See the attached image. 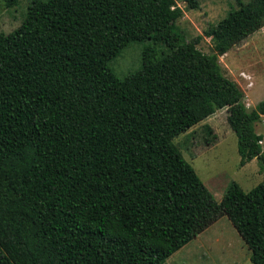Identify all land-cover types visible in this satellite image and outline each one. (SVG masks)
I'll list each match as a JSON object with an SVG mask.
<instances>
[{
  "label": "trees",
  "instance_id": "1",
  "mask_svg": "<svg viewBox=\"0 0 264 264\" xmlns=\"http://www.w3.org/2000/svg\"><path fill=\"white\" fill-rule=\"evenodd\" d=\"M176 1L197 7L31 0L0 32V264H162L221 216L264 264V98L246 109L217 59L264 26V0H234L203 31L209 53L174 29ZM143 41L117 77L109 62ZM223 107L238 166L263 176L215 200L173 137Z\"/></svg>",
  "mask_w": 264,
  "mask_h": 264
},
{
  "label": "rangeland",
  "instance_id": "2",
  "mask_svg": "<svg viewBox=\"0 0 264 264\" xmlns=\"http://www.w3.org/2000/svg\"><path fill=\"white\" fill-rule=\"evenodd\" d=\"M30 1L18 0L12 7L0 3V32H9L18 25ZM176 5L182 13L174 21V29L182 34L185 41L196 39L194 46L202 53L211 51V41L203 31L236 6L234 0H197L195 8H188L181 1H176ZM145 43L130 42L109 62V68L117 77L138 68L140 52ZM217 59L222 74L234 81L242 91V102L246 109L264 98V26ZM226 114V109L220 108L173 137V143L182 157L215 200L220 199L232 181L246 191L263 176L258 173L254 158L238 166L235 135L226 123ZM205 126L209 133H206ZM253 128L261 134L260 148L264 152V116L253 123ZM206 139L211 142H205ZM217 224H220L219 228L217 225L198 239H191L162 264H252L248 259V249L229 220L221 217Z\"/></svg>",
  "mask_w": 264,
  "mask_h": 264
},
{
  "label": "crops",
  "instance_id": "3",
  "mask_svg": "<svg viewBox=\"0 0 264 264\" xmlns=\"http://www.w3.org/2000/svg\"><path fill=\"white\" fill-rule=\"evenodd\" d=\"M263 117V116H261ZM244 165V164H243ZM221 217H224V216H221ZM221 217H219L216 221H214L213 223H211L208 227H206L203 231H201L200 233H198L195 237H193L192 239L196 240L200 237V235H204V233H207L209 231H211V229L215 226H217L218 222H219V219H221ZM221 221V220H220ZM220 224L217 226V228H219ZM198 241V240H197ZM178 250V249H177ZM175 252V251H174ZM171 255V254H170Z\"/></svg>",
  "mask_w": 264,
  "mask_h": 264
}]
</instances>
